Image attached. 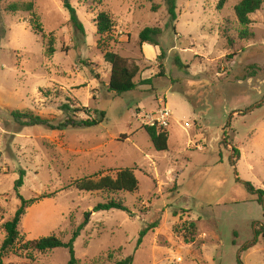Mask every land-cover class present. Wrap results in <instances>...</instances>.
<instances>
[{"label": "rangeland", "instance_id": "1", "mask_svg": "<svg viewBox=\"0 0 264 264\" xmlns=\"http://www.w3.org/2000/svg\"><path fill=\"white\" fill-rule=\"evenodd\" d=\"M239 1L226 0L217 10L219 0H176L172 24L163 0H69L83 34L70 23L64 0L0 1V225L19 207L17 195L36 199L3 264H67L66 249L19 248L51 235L67 243L85 213L88 224L73 243L80 264L127 257L132 264H264V239L254 234L264 227V208L244 186L264 189V3L249 16L252 36L242 39L234 14ZM26 3L44 35L53 36L51 57L46 41L31 30V13L6 12L10 4ZM100 12L114 25L108 50L133 61L135 82L152 78L150 86L108 93L110 66L94 24ZM155 27L162 33L149 50L138 37ZM64 105L71 110L64 113ZM164 106L170 111L167 151L157 152L143 128ZM81 108L88 115L73 112ZM11 112L54 125L73 114L97 124L22 127ZM232 148L239 158L233 159ZM123 169H133L136 192L86 193L70 186ZM109 201L123 203L128 213L92 212ZM151 224L156 228L137 246Z\"/></svg>", "mask_w": 264, "mask_h": 264}, {"label": "trees", "instance_id": "2", "mask_svg": "<svg viewBox=\"0 0 264 264\" xmlns=\"http://www.w3.org/2000/svg\"><path fill=\"white\" fill-rule=\"evenodd\" d=\"M1 1V0H0ZM69 1V0H68ZM150 2L152 0H149ZM226 0H219L217 4V10H220L225 3ZM166 11L168 15V19L170 23H174L176 21V0H163ZM264 0H240L237 5L234 7V14L236 20L241 28L239 32V36L242 39L250 38L252 35L248 32V26L251 24L249 16L257 12ZM65 9L68 10L70 14V23L73 27L79 32L83 34V27L78 22L76 18V14L74 9L71 8L69 4H66ZM152 11L157 10V6H151ZM33 5L32 3L26 4H10L6 7V12L15 14L17 12H28L31 13V30L41 36L42 41H46V55L51 57L54 53L53 44L54 39L52 34L44 35L42 25L39 21V18L32 12ZM96 34L99 36L98 41V48L102 51L103 60L109 64L110 66V73L108 83L106 85L108 93L113 95H122L128 92H132L136 89L138 85L140 86H150L152 84V78L143 80L140 83L135 82V78L139 73V67L131 60L123 58L116 53L111 52L108 50L107 42L112 41L113 36V29L114 25L110 18V16L105 12H100L94 19ZM174 31V30H173ZM162 31L160 28H145L143 29L138 37L139 44H147L153 47L158 46V37L161 35ZM158 58H162V54L158 56ZM159 75L158 77H161ZM71 109L64 105L62 106V111L67 113ZM83 111L85 114L88 115L89 110L86 108H81V110L74 109V113H80ZM11 117L13 121L22 127H33V126H42L51 130H62L67 128H90L97 124L94 119H80L77 118L76 115L67 116L63 122L57 124H51L50 121L41 119L38 116H34L29 112H11ZM143 130L147 134L153 148L157 152H165L167 151V131L157 128L156 126H144ZM233 159L239 158V153L237 150L232 148ZM22 177L23 172L20 173V179L16 183V189L22 185ZM70 186L74 187L77 191L92 193V192H108V193H134L138 190V181L134 175L133 169H123L118 170L115 172L114 177L109 175L95 178H83L77 179L71 182ZM246 190L251 195L255 196V202L263 206L264 208V189L263 190H256L254 187L249 184H244ZM264 187V184H263ZM17 198L20 202L19 207L15 211L13 217L0 225V231L3 233V240L0 245V264L2 263V257L11 250L19 238L18 232V225L19 222L24 215L26 209L31 206L36 199L24 200L22 197L17 195ZM110 210H117L128 213L127 208L123 205V203L109 201L106 203H98L92 209L93 213L102 212V211H110ZM90 213L84 214L83 223L77 227L72 235L70 240L67 243L62 242L56 236L51 235L43 238H39L34 241H29L21 245L19 248L21 251H36L39 253H45L54 249L63 248L66 249L68 252V262L67 264H80L78 260L74 256L73 250V243L77 239L80 234V231L88 224ZM264 218V213H263ZM189 228L192 231H195V224L191 223L188 224ZM156 228L155 224H151L148 227L144 228L137 241V246L140 245L141 239L149 232ZM255 237H260L264 239V227H261L259 230H255L254 232ZM186 239V236H182ZM189 243H193V240L189 241ZM256 241L248 244L244 250H247L254 246ZM133 258L127 257L125 260L120 262H116L114 264H132ZM238 264H242L240 261L237 262Z\"/></svg>", "mask_w": 264, "mask_h": 264}, {"label": "built area", "instance_id": "3", "mask_svg": "<svg viewBox=\"0 0 264 264\" xmlns=\"http://www.w3.org/2000/svg\"><path fill=\"white\" fill-rule=\"evenodd\" d=\"M170 111L166 106L158 109L155 117H153L149 123V126H156L162 130H166L169 126Z\"/></svg>", "mask_w": 264, "mask_h": 264}, {"label": "crops", "instance_id": "4", "mask_svg": "<svg viewBox=\"0 0 264 264\" xmlns=\"http://www.w3.org/2000/svg\"><path fill=\"white\" fill-rule=\"evenodd\" d=\"M145 47L149 50H152V47L150 45L145 44Z\"/></svg>", "mask_w": 264, "mask_h": 264}, {"label": "water", "instance_id": "5", "mask_svg": "<svg viewBox=\"0 0 264 264\" xmlns=\"http://www.w3.org/2000/svg\"><path fill=\"white\" fill-rule=\"evenodd\" d=\"M64 4H68V0H64Z\"/></svg>", "mask_w": 264, "mask_h": 264}]
</instances>
